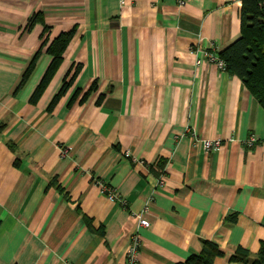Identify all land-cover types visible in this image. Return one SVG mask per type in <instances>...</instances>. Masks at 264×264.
I'll list each match as a JSON object with an SVG mask.
<instances>
[{"label": "crops", "instance_id": "crops-1", "mask_svg": "<svg viewBox=\"0 0 264 264\" xmlns=\"http://www.w3.org/2000/svg\"><path fill=\"white\" fill-rule=\"evenodd\" d=\"M241 8L0 0V264H128L134 234L138 264H190L205 241L221 253L201 264H253L264 246V108L237 75L198 64L240 35ZM63 33V58L33 101ZM206 139L222 145L208 151ZM241 246L249 262L233 259Z\"/></svg>", "mask_w": 264, "mask_h": 264}, {"label": "trees", "instance_id": "trees-1", "mask_svg": "<svg viewBox=\"0 0 264 264\" xmlns=\"http://www.w3.org/2000/svg\"><path fill=\"white\" fill-rule=\"evenodd\" d=\"M241 2V33L219 53V56L226 62L227 71L237 75L264 108V0H241ZM71 35V33H63L51 43L49 52L54 59L43 82L34 93L33 101L42 94L45 85L55 73ZM39 55L40 52L35 55L26 71V76L31 72ZM69 86L70 83L65 82L61 93L66 92ZM218 253L221 251L216 244L205 241L202 255L193 257L190 264H201L206 262L205 255L208 254L212 259V256ZM233 259L249 262L250 251L242 246L238 247ZM252 263L264 264V246Z\"/></svg>", "mask_w": 264, "mask_h": 264}, {"label": "built area", "instance_id": "built-area-1", "mask_svg": "<svg viewBox=\"0 0 264 264\" xmlns=\"http://www.w3.org/2000/svg\"><path fill=\"white\" fill-rule=\"evenodd\" d=\"M124 2V0H121ZM157 1V0H154ZM178 4L183 6L187 4L188 0H177ZM198 52V51H196ZM203 54V55H202ZM201 56L198 59V64H202L205 60H208L212 63H217L221 69L227 70L226 62L220 58L219 55L215 53H209V52H202ZM257 142V139L254 136H251L248 140H246V144L249 147H253L255 143ZM204 147L206 150H212V149H219L222 145V141L220 139L211 140L206 139L203 141ZM70 153V148H63L62 149V155L65 156ZM126 156H131V153L129 151L126 152ZM138 161V160H137ZM140 163H145L142 160H139ZM102 192L107 194L111 200L119 201L120 203H125L124 199L118 195V193L111 188L110 186H107L105 184L102 185ZM140 219V226H150V222L142 217V215H139ZM141 239L138 234H134L132 236V242L128 248L126 257L128 264H138V256L139 251L141 248Z\"/></svg>", "mask_w": 264, "mask_h": 264}]
</instances>
